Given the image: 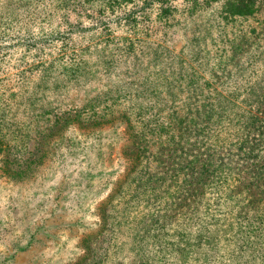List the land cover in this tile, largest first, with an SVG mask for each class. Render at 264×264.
<instances>
[{
  "label": "rangeland",
  "instance_id": "obj_1",
  "mask_svg": "<svg viewBox=\"0 0 264 264\" xmlns=\"http://www.w3.org/2000/svg\"><path fill=\"white\" fill-rule=\"evenodd\" d=\"M262 116L264 0H0V264H264Z\"/></svg>",
  "mask_w": 264,
  "mask_h": 264
},
{
  "label": "trees",
  "instance_id": "obj_2",
  "mask_svg": "<svg viewBox=\"0 0 264 264\" xmlns=\"http://www.w3.org/2000/svg\"><path fill=\"white\" fill-rule=\"evenodd\" d=\"M256 123H264V117H259V118H255L253 119L251 122H250V125H248L249 127L251 126H254ZM245 128L247 127V125H243ZM259 128H264V126H261ZM247 130V129H246ZM249 132H246V137L248 140L249 137L247 136ZM262 136H264V133H257L256 137L251 141H243L242 143H240L239 145L243 146V154L245 155L246 159H247V165H246V168L247 169H250V168H254L255 166L258 168V169H263L264 168V159H262L259 155V150L260 148L255 146V143L257 142H262L261 138ZM240 146V147H241ZM254 152V153H253ZM251 158L254 160L252 161ZM198 162V163H197ZM198 164L200 165V169L199 170H203L204 173H209V174H212L215 170V168H210V164H207L204 161H195V162H190L189 165H188V168H191L192 164ZM253 170V169H251ZM207 181V179H205V181H203V185L205 184V182ZM240 182V181H239ZM241 183V182H240ZM239 190L243 191V193L245 194V200L247 202L246 206L248 207H254L258 204H250V203H253L254 201H258V197L261 195V192L258 190L256 191L254 185L251 183V184H245V185H242V186H238ZM264 213V212H263ZM264 217V215H263Z\"/></svg>",
  "mask_w": 264,
  "mask_h": 264
}]
</instances>
